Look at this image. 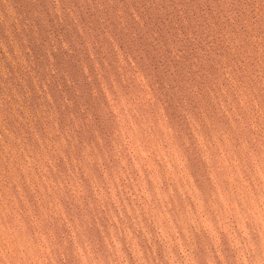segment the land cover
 <instances>
[{"label": "rangeland", "instance_id": "rangeland-1", "mask_svg": "<svg viewBox=\"0 0 264 264\" xmlns=\"http://www.w3.org/2000/svg\"><path fill=\"white\" fill-rule=\"evenodd\" d=\"M0 264H264V0H0Z\"/></svg>", "mask_w": 264, "mask_h": 264}]
</instances>
